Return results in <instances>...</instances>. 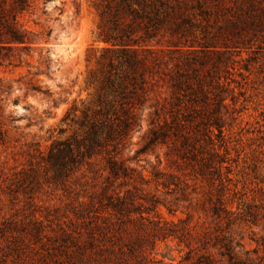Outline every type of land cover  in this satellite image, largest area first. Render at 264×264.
Instances as JSON below:
<instances>
[{
	"label": "trees",
	"instance_id": "1",
	"mask_svg": "<svg viewBox=\"0 0 264 264\" xmlns=\"http://www.w3.org/2000/svg\"><path fill=\"white\" fill-rule=\"evenodd\" d=\"M35 1L0 0V70L30 67L38 51V72L33 75L50 74L49 50L39 46L48 43L51 31L37 33L25 21L34 15ZM98 11L105 44L98 75L91 76L98 104L79 118L68 110L61 122L77 126L79 132L56 138L45 156L36 149L52 172V183L70 199L67 230L59 228V243L45 240L52 228L36 217L35 208L41 207L34 168L29 164L11 171L0 163V264H111V255L135 256L139 247L124 240L136 238L137 230L129 226L132 215L143 220V214L153 213L161 218L159 206L175 213L172 202H160L150 193L151 184L154 193L160 187H179L185 199L183 190L189 186L194 190L198 183L214 186L218 181L220 192L229 180L227 160L214 144V138L224 140L225 122L235 113L230 114L226 104L233 90L222 76L225 56L252 49L264 34V0H100ZM249 65L242 69L247 72ZM20 85L53 108L61 102L32 78ZM4 88L0 77V92ZM145 111L148 129L142 144L132 157L124 158V145L142 128ZM8 118H3L0 104V148L11 141L5 120H15ZM63 133L59 128L58 135ZM203 145L208 149L201 152ZM156 150L162 170L131 166V161ZM184 171L190 178L181 179ZM210 212L219 222L225 219L219 197ZM162 221L169 226V231L156 228L155 235L162 239L179 238L191 228L188 214L178 220L181 228ZM205 241L206 250L220 247L217 251L227 264H264V253L242 258L229 237L214 235Z\"/></svg>",
	"mask_w": 264,
	"mask_h": 264
},
{
	"label": "rangeland",
	"instance_id": "2",
	"mask_svg": "<svg viewBox=\"0 0 264 264\" xmlns=\"http://www.w3.org/2000/svg\"><path fill=\"white\" fill-rule=\"evenodd\" d=\"M99 3L100 0H45V3L36 0L34 15L25 21L37 33L51 31L48 43L39 46L44 52L49 50L50 74L33 75L38 72V51L30 67L23 65L10 71L0 70L5 87L4 92H0L3 118L15 120L11 123L5 120L11 141L7 147L0 148V163L11 171L29 164L34 168L38 184L35 196L41 207L35 208L36 217L52 228L45 239L52 244L59 243V228L67 230V220L72 217L68 205L70 199L60 186L52 183V172L46 170L36 149L39 147L45 156L56 138H66L77 130L79 132L77 126L61 122L68 110L72 109V114L79 118L85 109L91 112L98 104L91 76L98 75V60L105 47L100 39ZM225 58L227 68L222 76L227 78L229 88L233 90L226 104L229 113H235L233 120L225 122L224 140L221 142L214 138V144L220 146L218 152L227 160L229 180L222 183L220 192L216 188L218 181L214 186L198 183L194 190L189 186L183 190L187 193L185 199L181 198L179 187L171 186L167 190L160 187L159 193H154L151 184L150 193L155 194L160 202H172L175 213L168 214L159 206L161 218L149 213L143 214L146 219L141 220L137 213L133 214L129 226L137 230L136 238L125 236L124 240H133L139 247L136 249L139 254L131 257L128 254H123V257L111 255V264H121L118 263L120 259L127 264H227L226 257L217 251L220 247L206 250L202 246V242H209L214 235L232 239L234 251L241 253L242 258L254 259L264 253V34L258 35L252 49L240 55L232 52ZM248 60L249 63L246 62ZM245 64H250L247 72L242 69ZM31 78L36 86L50 90L54 99L61 100L56 108L41 96L26 93L25 86L20 84ZM142 120V128L131 134L124 145V158L132 157L142 144L148 129L146 111ZM59 128H64L65 133L58 135ZM207 149L208 146L203 145L200 151ZM164 150L142 155L136 159L138 161H131V166L137 170L142 167L147 171L152 168L162 170L163 165L158 166L155 157L158 152L162 156ZM225 171L222 168V177ZM183 173L181 179L190 178L188 171ZM216 197L222 200L225 208V219L220 222L210 212ZM93 208L101 214L98 205ZM187 214L191 227L187 234L166 239H162L160 234L155 235L156 228L169 231V226L162 220L181 228L178 220L186 219ZM204 233L209 236H203ZM244 251L248 254L244 255Z\"/></svg>",
	"mask_w": 264,
	"mask_h": 264
}]
</instances>
